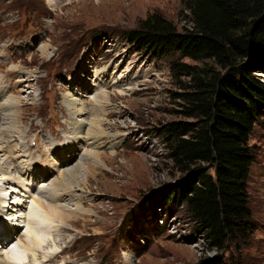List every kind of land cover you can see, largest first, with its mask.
<instances>
[{"label": "rangeland", "instance_id": "obj_1", "mask_svg": "<svg viewBox=\"0 0 264 264\" xmlns=\"http://www.w3.org/2000/svg\"><path fill=\"white\" fill-rule=\"evenodd\" d=\"M152 14L180 32L191 27L184 0H0V87L19 101L18 124L26 133L25 141L13 145L27 146L37 170L50 169L41 180L47 184L60 181L59 168L76 164L92 149L106 166L86 159L89 179L72 201L83 211L68 224L71 237L51 261L36 260L25 248L23 225L7 239L11 250L25 252L23 264H264V121L250 139L256 160L249 196L256 230L248 239L219 253L207 251L185 206L148 202L179 177L160 132L168 123L192 121L184 117L178 98L189 79L176 78L171 66L213 65L140 52L126 34ZM79 89L85 118L99 122L103 133L82 137V149L71 154L64 149L74 142L67 102ZM96 91L100 104L92 98ZM47 156L56 159L57 168ZM69 192H60L62 204L71 200ZM1 207L0 202V213ZM6 251L0 245V258Z\"/></svg>", "mask_w": 264, "mask_h": 264}, {"label": "trees", "instance_id": "obj_2", "mask_svg": "<svg viewBox=\"0 0 264 264\" xmlns=\"http://www.w3.org/2000/svg\"><path fill=\"white\" fill-rule=\"evenodd\" d=\"M190 29L182 32L159 14L128 32L140 52L213 61L200 68L173 63L176 78L189 79L184 117L166 124L167 158L179 174L171 188L148 202L186 208L207 251L249 238L256 230L249 179L255 162L250 139L264 121V0H184ZM218 262L216 257L212 263Z\"/></svg>", "mask_w": 264, "mask_h": 264}, {"label": "bare ground", "instance_id": "obj_3", "mask_svg": "<svg viewBox=\"0 0 264 264\" xmlns=\"http://www.w3.org/2000/svg\"><path fill=\"white\" fill-rule=\"evenodd\" d=\"M46 50L47 46L41 48V52L44 54H46ZM128 91H131V89L127 88L126 92ZM122 92L125 91H121V94ZM82 94L83 91L79 89L77 94L71 95L67 102L72 120L73 138L71 139H74V142L71 144L73 147H65L64 149H67V152L71 154H74L73 152L79 147L82 149L79 139L84 138L86 140L98 131L103 133L101 124L97 125L99 122H89L85 118L87 114L86 109L81 104L82 98L80 96ZM97 94L96 91L92 98L96 104H100L98 101L100 97H97ZM101 95L106 99V93ZM32 96H29L31 99L28 97L30 101H34L35 93ZM18 105L19 101L6 97L4 89L0 87V184L8 186V188H5L1 185L0 188L2 193L0 195L2 204L0 229L4 230H0V245L7 249L0 258V264H23L24 260H27L25 258L26 254L24 255L25 252L11 250L10 245L8 246L7 243V239L10 240L13 234L17 233V230L22 227L21 225L26 227L23 240L25 248L31 251L36 260L51 261L57 252H61L66 240L71 237L66 236L68 224L76 217L78 218L77 215L80 210L83 211L78 201H72L73 197L76 196L77 198V188L86 185L89 179L86 176L89 169L84 166V163L87 158H91L94 160L95 165H104L98 158L99 154L92 151V149L85 152L83 154L85 156L82 155L76 164L69 163L66 167H60L61 169L58 167V171L61 173L60 181L53 179L50 184L42 182L41 180L50 173V169L37 170V167L34 166V159L29 157L27 146L23 144L20 148H16L13 145L15 142L25 141L26 136L25 131L18 124L20 121L17 117L18 112H16ZM8 145L10 146L9 149L7 148ZM48 147L50 149L53 147L51 142L48 143ZM63 155L58 156L61 158ZM47 157H50L49 164L53 169L57 168L59 163L57 164L56 159L51 158V156ZM81 159L83 160L80 162ZM68 191H70V194L72 193V195H69L72 198L68 200L69 202L67 201L68 203L62 204L63 200L60 192ZM7 196L10 197L7 199ZM11 199L14 200L11 201Z\"/></svg>", "mask_w": 264, "mask_h": 264}]
</instances>
